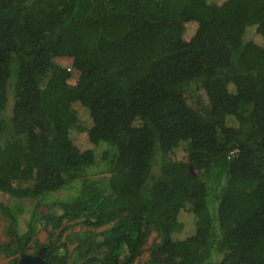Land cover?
<instances>
[{"label":"trees","instance_id":"16d2710c","mask_svg":"<svg viewBox=\"0 0 264 264\" xmlns=\"http://www.w3.org/2000/svg\"><path fill=\"white\" fill-rule=\"evenodd\" d=\"M0 196L8 264H264V0H0Z\"/></svg>","mask_w":264,"mask_h":264},{"label":"rangeland","instance_id":"374dc122","mask_svg":"<svg viewBox=\"0 0 264 264\" xmlns=\"http://www.w3.org/2000/svg\"><path fill=\"white\" fill-rule=\"evenodd\" d=\"M197 27H198V24L195 21L186 22L184 24L183 37L186 40H189L195 34ZM8 103H9V108H8V111H9L10 106L12 104L11 99H10V101H8ZM78 136L83 137V135L81 136L79 134V132H78ZM70 192L72 193L73 190L72 189H63V190H60V191L54 193L50 197H51V199L56 198V197H64L66 194H68ZM0 198H3V196H0ZM25 204H26V208H24V213L20 216V227L22 230H26V228H27L26 222L28 221V219L30 217V210H31L32 206L34 205V202H33V200L27 199L25 201ZM37 216L38 215H35V217H36V221L34 222L35 234L33 237H34V239H37V241L40 240V241L44 242L48 237L47 236L48 230L44 228V226H43L44 222L42 220H39ZM62 226L65 229L66 235L71 234L73 232H79V236L83 237L85 234L84 231L86 229H84L77 221H75V222H63ZM2 227H3V225L0 226V242L4 243L5 242V236L3 235ZM159 240H160V238L157 237V234L155 231H151L149 233V235L147 236V239L145 241V244L142 246V249H143L142 255L138 259V261L140 263L146 262L148 260V257H149L148 248L154 242H158ZM75 242H76V240L72 241V243H69L70 246L73 247L75 245ZM34 245H35V243L32 240L31 245H30L32 248L31 247L29 248L32 250L27 251L28 254L33 253V251H34L33 249L35 248ZM11 258H12L11 255H8L6 252L0 250V264H8V261ZM138 261H136L135 264L139 263Z\"/></svg>","mask_w":264,"mask_h":264},{"label":"water","instance_id":"95a60500","mask_svg":"<svg viewBox=\"0 0 264 264\" xmlns=\"http://www.w3.org/2000/svg\"><path fill=\"white\" fill-rule=\"evenodd\" d=\"M190 171L191 173H193L192 167H190ZM42 249L43 248H41L38 251V254L36 255L22 253L21 256L19 257L18 264H55V263H49L42 258L41 255Z\"/></svg>","mask_w":264,"mask_h":264},{"label":"flooded vegetation","instance_id":"af4514ba","mask_svg":"<svg viewBox=\"0 0 264 264\" xmlns=\"http://www.w3.org/2000/svg\"><path fill=\"white\" fill-rule=\"evenodd\" d=\"M22 254V253H21ZM21 254H20V256H21ZM36 254H38V250H36V252L35 253H33V254H31V255H36ZM42 255V254H41ZM19 260V259H18ZM18 262V261H17Z\"/></svg>","mask_w":264,"mask_h":264}]
</instances>
